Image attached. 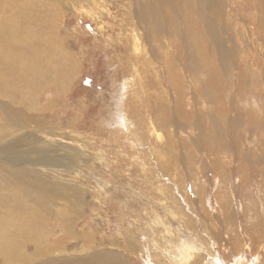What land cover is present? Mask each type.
Returning a JSON list of instances; mask_svg holds the SVG:
<instances>
[{
  "label": "rangeland",
  "instance_id": "1",
  "mask_svg": "<svg viewBox=\"0 0 264 264\" xmlns=\"http://www.w3.org/2000/svg\"><path fill=\"white\" fill-rule=\"evenodd\" d=\"M211 1L209 10L206 0H0V73L10 72L0 75L6 121L0 116V129L15 131L0 141V167L10 162L4 158L19 160L12 163L19 169L27 165H17L21 160L39 157L61 161L62 170L75 165L74 173H62L72 205L56 194L45 213L48 227L40 232L45 248L38 256L32 243L23 249L35 253L30 263L46 264L50 257L55 264H93L109 261L105 253L111 252L125 264H148L150 256L162 263L161 227L156 246L150 241L153 219L172 225L171 209L179 218L220 224L230 212L237 215L239 183L264 182V131L255 137V127L264 128V110L259 117L251 111L264 108V0ZM26 3L29 11L21 10ZM23 61L34 64L33 75L17 73ZM38 67L47 69L40 78ZM13 74L37 100L39 111L24 112L38 116L35 126L46 125L52 138L32 134V123L20 129L6 119L7 97L20 94L10 85ZM128 124L134 125L129 131ZM70 187L82 195L80 204L66 191ZM199 187L204 204L194 202ZM252 216L264 223L257 212ZM258 231L253 240L244 238L254 250L251 264H264V233ZM226 248L241 264V251Z\"/></svg>",
  "mask_w": 264,
  "mask_h": 264
},
{
  "label": "bare ground",
  "instance_id": "2",
  "mask_svg": "<svg viewBox=\"0 0 264 264\" xmlns=\"http://www.w3.org/2000/svg\"><path fill=\"white\" fill-rule=\"evenodd\" d=\"M29 4L30 3H26V5L22 4L21 10H22V8H24L25 10L29 11V6H28ZM205 4L207 5V8L209 10H210V7L213 6V5H211L212 4L211 0H206ZM28 13L29 12H26L25 14H28ZM19 14H20V12H19ZM19 14H18V16H19ZM212 14H215V11H213ZM237 17H239V16H237ZM34 23H35V21H34ZM242 23L249 32V35H250L249 38L252 39V37H253L252 36L253 35L252 29H250V27L248 26V24L246 22H242ZM12 29H10V30H12ZM246 35H247V33H246ZM11 38H12V36H11ZM11 44L13 45L14 43H11ZM27 46H26V48H27ZM263 46H264V44H263ZM28 48H30V52H31L32 48L31 47H28ZM3 49H4V47H2V50ZM16 49H18V48H16ZM33 49H35V48H33ZM11 50H14V48ZM19 51L20 50L18 49V52ZM22 52H24V50H22ZM22 52H20V53H22ZM13 54H15V53H12V55ZM24 55H26V54H24ZM27 56H28V52H27ZM27 56L25 57V56L21 55V59L25 60L24 58H27ZM33 57H35V56H33ZM11 60L13 62V59H11ZM26 61L28 62V60H26ZM26 61L20 62L19 65L17 64V66H19L17 73L22 72V75L25 76V72H27V70H30L29 75H33V72H32L33 66H31L32 63L31 64L27 63V65H26ZM16 62H18L17 59H16ZM32 65H34V64H32ZM30 66H31V68H30ZM5 67H7L6 70L7 69L9 71L12 70V67L9 65V63ZM15 69H16V67H15ZM46 70L47 69H44L43 67H38V70H36L37 76L39 78H40V76H44L42 74L44 72H47ZM3 71H0V72L3 73ZM5 72H8V71H5ZM1 73H0V75H2ZM8 74H4V75L8 76ZM4 75H2V76H4ZM13 76H14V74H13ZM67 77H69V76H67ZM11 78H13V80L15 79V81H13L12 84L10 83L11 87L15 88L14 90H18V92L20 91V94L17 93V95H13L14 94L13 93L12 94L13 96L7 97L6 96L7 92L5 93V97H7V99H8V100H6L7 104L6 103L5 104L8 105L10 108L8 109L9 111H7L8 117H6L7 114H6V116L5 115L4 116L6 117V119L9 122H11L12 125H14V127L17 126L20 129H25V127H27V126L30 127L32 124H34L36 121H38V118H39L38 116L24 112V111H30V112L39 111L37 100L35 98H33L30 90H28V89L24 90L22 88V86H21V83H22L21 80L22 79L20 77H18L17 75L12 77V75H11ZM0 80H2V79H0ZM3 81H4V79H3ZM7 86L10 88V86L8 84H7ZM4 89L7 90L8 88L4 87ZM3 104H4V102L2 103V105ZM3 106H5V105H3ZM16 106H18V107H16ZM4 109H3V111L5 112ZM263 110H264V108H260L259 105H254V108L251 109L252 113H254V115L256 117L260 116V114H258L256 112L257 111H263ZM1 113H0V116L2 117ZM1 117H0V119H1ZM3 120H4V117H2L1 121H3ZM16 121H19V122H16ZM5 123H6V121L4 122V125H5ZM30 123H32V124H30ZM35 125H37V124H34V126L30 127L32 134L40 133V134H45L46 137L52 138V133H48V131L46 132L44 130L46 128L45 127L46 125L45 126L43 124L41 125V126L45 127V128L40 127L42 129L44 128L43 130L38 128L39 126L37 127ZM133 126L134 125H132V124H128L125 129H128V131H129V129H132ZM7 128H5L3 130L6 131ZM12 128H13V126L10 127V129L9 128L8 129L10 131H12ZM20 129L18 132H20ZM9 130L7 131L8 133H10ZM15 130L17 131V129H15ZM263 131H264V128L262 126H256L255 127V137L261 135V133ZM7 132L3 133L2 128L0 129V133H3V134H0V141H2L3 138L7 135ZM25 132H28V131H25ZM14 133H15V131H14ZM14 133H10V134L14 137L15 136ZM21 133H24V132H21ZM10 134H9V136H11ZM16 137H18V136L16 135ZM50 138H47V139H50ZM6 139H8V138H5V141H6ZM16 139L18 140V138H16ZM12 140H15V138ZM35 142H37V141H35ZM35 142H33V143H35ZM41 142H43V141H41ZM49 145H51V144H49ZM16 146H17V144H16ZM14 147H15V145H14ZM4 160L11 162V163L9 162L7 165L5 162V168L8 170L13 169L16 173H14V172L8 173L3 166L0 167V172H2L4 174V177L7 179V182H4L3 185L0 183V260H1L0 262L2 264H29L32 260L36 259L34 255L36 253V255L38 256V253H39L38 251H39V249H41V247L43 245H44V247H42V249L45 248V242L41 239V237H42L41 235H43V234H40V232L44 231V230H42L44 226L45 227L47 226V222L45 221V213L48 214V212H50V207H52L55 204L56 194H59L58 196H61L57 200H60V199L64 200L65 199L66 202L64 201L63 204H66V207L69 206L68 202H67L68 200H66V196L68 194H66V196H65L66 192L64 189H62V185H63L62 182L65 180L62 177V176H64L62 173L68 172L66 170L72 171L73 170L72 168L75 169V165L73 167V164H71V162H70L69 168L64 167L62 170V168L59 169V167H62L61 161L54 160V162L52 163V157H39L36 159H30L28 161L21 160L20 163L17 165L21 166L24 163H27V165L23 166V167H19V169H18L17 166L14 167L12 165L15 164L16 162H18L19 160L12 161L13 159L8 160L5 158H4ZM72 163H74V162H72ZM37 166H38V168L41 167L43 169L42 170L36 169ZM49 167H53V169H55V170H52ZM40 172H41V174H42V172L43 173H49V174H47L43 177L41 175H38V173L40 174ZM72 172L74 173V171H72ZM243 172H244V168L240 167L239 168V174L242 175ZM261 176H262V174H259V177H261ZM76 178H77V176H76ZM13 180H16L17 182L10 183ZM57 180H59V182H57ZM78 181H79V179H78ZM78 181L74 182L75 183L74 185H76V183L78 184ZM54 184L58 185L56 187H60V188L54 189L55 193H54V190H52V188L54 187L53 186ZM219 184H223V183H219ZM239 184L243 186L242 190H241V193L243 194L242 195L243 198H239L240 204L238 203L239 206H237V210H236L237 215H233V213L230 212L231 216L225 222H222V223L216 224V225H212V226L207 225V224H199L193 220H186L184 218H179V217L174 216V212L171 209H168L167 215H169V216H167V219L171 223L173 221L175 222V223L174 222L172 223L173 227H172V225L165 224V221L161 222V221H158L157 218L153 219L152 223L151 224L149 223L150 225H148L150 230H153L152 231L153 236L150 238V241H152L154 243V245L156 246V244H157V241H156L157 238L156 237H158V227L162 228V230H161L162 234L161 235L159 234L160 235L159 237L161 238V240L164 239V245L162 247V253H163L162 255H163L164 259L162 260V263L156 262V264H226V262L222 259L221 253L224 254L225 257H229L232 259V261L230 263L236 264V262L233 261L236 257L231 255L230 251L226 248L227 246L235 247L238 250L237 253L239 255H240L239 251H241V254H242L241 255V257H242L241 258V264H251L250 262H248L247 259L249 258V255H251V253L254 252V250L251 248H248V244H246L244 242V238L249 237L253 240L252 235L260 233L258 230H260V231H262V233H264V223L260 222L261 218H260V220H257L254 216H252V212H257V215L259 217H261V216L264 217V200H263L264 199V182L258 183L259 185L258 184L255 185L254 183H246V182L239 183ZM69 186H71V185H69ZM79 186H80V184H79ZM227 186H229V183L227 184ZM65 189L67 192L69 191L70 195H73L75 198L78 197V191H77L78 189L71 188V187L65 188ZM200 189H201V187L196 188V190H195L196 192L194 195V197H195L194 202H199L201 204H204L205 203L204 199L198 194ZM250 190H253V193H252L253 196H251V194L249 193ZM82 191L80 193L84 192V191L83 192ZM230 193L232 194L233 197L237 196V195H235L234 191H231ZM67 197H69V195ZM244 197H246V198H244ZM81 198H82V195L80 194L79 198H77V201L79 204H80ZM246 203L249 205H246ZM71 205H72V202L70 201V206ZM66 207H64V208H66ZM61 208H62V206H61ZM71 209H73V208H71ZM41 212L43 214L42 217H41ZM76 213H77V211H76ZM242 216L244 218L243 222L240 221L241 219L239 220V218ZM168 224H170V223H168ZM64 228H63V230H64ZM218 228H220V229L218 230ZM47 231H49V230H47ZM46 232H44V233H46ZM45 236L46 235L44 234V237H43L44 239H45ZM63 237H65V236H63ZM234 240H235V242H234ZM92 241L93 240L87 241L85 243L86 247H88ZM236 241L238 242V244H236L237 243ZM27 243H32V245L34 247V251H35L34 254H32V255H28L27 253L23 254V249L25 248V244L27 245ZM57 247H58V245H57ZM130 247L131 246H129V248L128 247H126V248L129 250L132 248V247L131 248ZM126 248L120 249V251H122V254H123L124 250H127ZM42 249H41V251H42ZM52 250H55V248L54 249L52 248ZM43 251H45V250H43ZM48 251H49V249H48ZM55 251H53V252L55 253ZM53 252L51 251V253H53ZM40 253L42 254V252H40ZM44 255H45V253H44ZM214 255H217V256H214ZM230 255H231V257H230ZM48 256H50V255H46V257H48ZM105 256L109 259V261H101L99 263H93V264H125L122 257L120 258L119 253H117V252H111L110 254L105 253ZM156 258H158V257H156ZM42 259H44V258H42ZM24 260H26V262ZM60 261H62V260H60ZM86 261L88 263H90L91 259L88 258ZM32 263H33V261H32ZM32 263H30V264H32ZM53 263L55 264V262H52V259L50 257H48L46 264H53ZM147 263L153 264V260L151 259V256L148 259ZM82 264H85V262L82 261Z\"/></svg>",
  "mask_w": 264,
  "mask_h": 264
}]
</instances>
